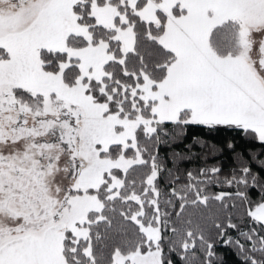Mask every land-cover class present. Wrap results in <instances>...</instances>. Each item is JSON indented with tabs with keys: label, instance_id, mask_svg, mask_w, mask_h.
<instances>
[{
	"label": "snow or ice",
	"instance_id": "1",
	"mask_svg": "<svg viewBox=\"0 0 264 264\" xmlns=\"http://www.w3.org/2000/svg\"><path fill=\"white\" fill-rule=\"evenodd\" d=\"M192 128L228 169L181 167ZM221 244L264 264V0H0V264Z\"/></svg>",
	"mask_w": 264,
	"mask_h": 264
},
{
	"label": "trees",
	"instance_id": "2",
	"mask_svg": "<svg viewBox=\"0 0 264 264\" xmlns=\"http://www.w3.org/2000/svg\"><path fill=\"white\" fill-rule=\"evenodd\" d=\"M193 137H200L211 143L223 147V134L221 135H209L204 130L199 128H192L188 131L183 143H178L174 146L175 151L185 154V159L181 161V167L187 169H195L203 167L205 164H222L225 169H228L232 161L231 150L223 148L222 152L210 154L206 146L202 147L193 141ZM239 144V142H238ZM165 152H170L169 149H163ZM253 167L259 171L257 165ZM218 251L221 257L224 259L225 264H239V258L234 255L232 250L227 249L224 245L218 246Z\"/></svg>",
	"mask_w": 264,
	"mask_h": 264
}]
</instances>
